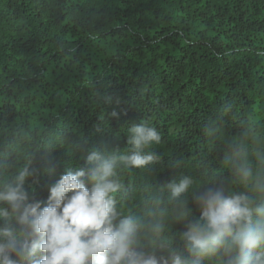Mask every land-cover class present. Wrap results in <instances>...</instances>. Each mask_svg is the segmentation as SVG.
Here are the masks:
<instances>
[{
  "label": "trees",
  "instance_id": "obj_1",
  "mask_svg": "<svg viewBox=\"0 0 264 264\" xmlns=\"http://www.w3.org/2000/svg\"><path fill=\"white\" fill-rule=\"evenodd\" d=\"M249 121L264 140V0H0V180L31 165L37 200L147 124L160 159L121 171L118 209L159 196L171 213L161 188L189 177L198 216L194 190L236 187L224 157ZM166 225L178 240L183 224Z\"/></svg>",
  "mask_w": 264,
  "mask_h": 264
},
{
  "label": "clouds",
  "instance_id": "obj_2",
  "mask_svg": "<svg viewBox=\"0 0 264 264\" xmlns=\"http://www.w3.org/2000/svg\"><path fill=\"white\" fill-rule=\"evenodd\" d=\"M130 133L124 152L92 148L86 168H69L46 201L25 187L36 172L31 165L0 180V264H264V140L253 121L227 145L236 187L194 190L198 216L188 207L189 177L162 186L171 213L159 196L144 201L143 214L118 209L129 195L121 171L160 159L146 151L161 142L154 127L141 124ZM169 215L184 226L178 240L168 234Z\"/></svg>",
  "mask_w": 264,
  "mask_h": 264
}]
</instances>
